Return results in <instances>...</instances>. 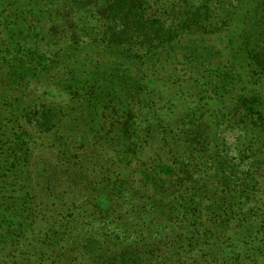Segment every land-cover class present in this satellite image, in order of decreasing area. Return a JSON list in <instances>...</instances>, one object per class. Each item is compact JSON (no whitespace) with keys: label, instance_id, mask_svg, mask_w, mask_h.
Returning a JSON list of instances; mask_svg holds the SVG:
<instances>
[{"label":"trees","instance_id":"obj_1","mask_svg":"<svg viewBox=\"0 0 264 264\" xmlns=\"http://www.w3.org/2000/svg\"><path fill=\"white\" fill-rule=\"evenodd\" d=\"M0 264H264V0H0Z\"/></svg>","mask_w":264,"mask_h":264},{"label":"rangeland","instance_id":"obj_2","mask_svg":"<svg viewBox=\"0 0 264 264\" xmlns=\"http://www.w3.org/2000/svg\"><path fill=\"white\" fill-rule=\"evenodd\" d=\"M190 2H194L195 0H189ZM55 15L57 14V13H54ZM39 19V18H38ZM34 25L36 24V21H34V23H33ZM94 23V21L90 18V19H88V21L86 22V23H84V27H87V29L89 30V28H91V26H92V29H91V31H93V32H97V25ZM19 25H17V27H13V30H15V31H19L20 33L18 34V39L19 40H23V42H27V44H29L30 46H32V47H34L35 48V50H37V51H39V52H42V51H46L47 53H49L50 55H52V54H60V52H58L57 51V49H55V48H53V46L50 48L49 46L50 45H52V44H50V45H46V46H44V47H42L41 46V44H40V40H39V38L38 39H34V37H27V38H23V35L24 34H27L26 32H23V28H21V26L20 27H18ZM31 28H33V26H31L30 25V31H29V33L32 35L33 33L34 34H37V33H39V34H41L42 32H41V30L40 29H37L36 27H35V29H31ZM21 38V39H20ZM61 47V46H60ZM63 51V50H62ZM104 80H100L99 82H101V84H102V82H103ZM100 84V83H99ZM120 84V82L118 83V85ZM103 85V84H102ZM40 90H41V86L40 87H38V88H36V90L34 91L35 92V94L36 93H39L40 92ZM54 95L55 94H51V95H49V98L50 97H53L52 99H55V97H54ZM47 97V96H46ZM224 136L227 138V140L228 141H232L233 142V139L235 138V133L234 132H225L224 133ZM46 140L48 139V136L45 138ZM48 142V141H47ZM47 150H49V149H44V150H40V152L38 153V154H36V156H37V159H42V158H44V156H43V153H46L47 152ZM90 209L92 208V210H94V211H97V207L100 205V204H98V203H94L93 201H90Z\"/></svg>","mask_w":264,"mask_h":264}]
</instances>
